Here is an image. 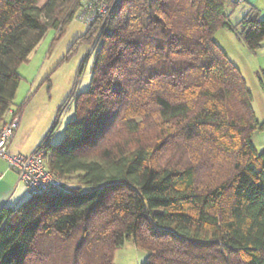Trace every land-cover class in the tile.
Instances as JSON below:
<instances>
[{"label":"trees","instance_id":"trees-1","mask_svg":"<svg viewBox=\"0 0 264 264\" xmlns=\"http://www.w3.org/2000/svg\"><path fill=\"white\" fill-rule=\"evenodd\" d=\"M41 1L0 0V126L20 64L81 4ZM237 4L119 0L87 25L72 52L95 45L90 87L62 141L35 149L63 185L0 208V264H115L128 239L143 264H264V150L252 141L264 121L215 38L228 28L257 52L264 18L251 6L232 22ZM258 78L264 89V68Z\"/></svg>","mask_w":264,"mask_h":264},{"label":"rangeland","instance_id":"rangeland-1","mask_svg":"<svg viewBox=\"0 0 264 264\" xmlns=\"http://www.w3.org/2000/svg\"><path fill=\"white\" fill-rule=\"evenodd\" d=\"M45 1L42 0L41 4ZM235 9H228L231 10L230 16L235 13ZM235 18L236 16L232 22ZM86 31L87 25L76 19L67 24L61 33L58 29L50 28L30 53L28 60L20 64L22 80L14 99L15 106H23L22 119L17 129L19 135L15 142L19 148L23 146L26 150L33 149L47 137L51 144L62 141L67 122L76 116V96L88 90L91 84V71L97 50L95 45L82 43L72 52L76 39ZM231 33L221 28L216 32L215 38H222L221 46L240 67L259 108V93L262 90L256 71L262 69L259 64L263 61L260 54L264 52V41L258 51L254 52ZM159 154L160 161H164L167 153ZM65 181L70 187L80 185L76 174ZM146 260L147 251L137 247L133 239H128L116 250L114 256L115 264H143Z\"/></svg>","mask_w":264,"mask_h":264},{"label":"built area","instance_id":"built-area-1","mask_svg":"<svg viewBox=\"0 0 264 264\" xmlns=\"http://www.w3.org/2000/svg\"><path fill=\"white\" fill-rule=\"evenodd\" d=\"M239 1V0H235ZM119 0H81L75 19L91 25L108 15ZM10 119L0 126V157L6 158L30 194L44 193L63 185L62 179L46 163L44 151L37 149L28 154L12 153L10 145L20 125L21 115L16 108L9 110Z\"/></svg>","mask_w":264,"mask_h":264},{"label":"crops","instance_id":"crops-1","mask_svg":"<svg viewBox=\"0 0 264 264\" xmlns=\"http://www.w3.org/2000/svg\"><path fill=\"white\" fill-rule=\"evenodd\" d=\"M237 3L238 4L236 6L237 8L235 9V13L231 14L230 16L231 20L233 19L234 16H236L234 23L238 22L249 11L251 6L257 7L259 9L260 17L264 18V0H239L237 1ZM225 29L229 30V32H232L228 28H225ZM219 30H221V28ZM231 34L235 35L234 32H232ZM217 40L221 45H223L221 42L222 41L221 37L220 38L217 37ZM260 55L263 56V61L260 62L259 67L263 69L264 68V52ZM249 65L250 67H252L253 65L252 62H250ZM258 71L259 70L256 71L257 77H258ZM258 82H259V86L263 93L262 92L259 93V99H260L259 108L256 106L255 95L253 94L254 95V109H255L257 118L260 121H264V89L261 85L259 78H258ZM17 107L18 106L14 105L12 108H17ZM9 119H10V114L8 113L6 117V121ZM21 119H22V115H21ZM18 135H19V130H17V132L15 133L14 138L10 145V151L12 153L28 154L34 151L38 147L36 146L35 148L30 149V150L24 149L23 146L19 148L17 145H15ZM252 141L259 150H264V126L263 128L255 131L252 137ZM29 196H30V192L28 191L26 185L22 181L19 180L17 172L14 169L9 167V163L6 158L0 157V208H2L3 206L20 204L24 202Z\"/></svg>","mask_w":264,"mask_h":264}]
</instances>
